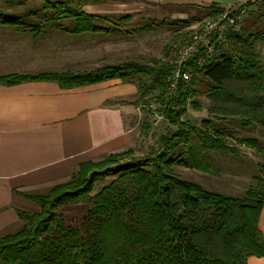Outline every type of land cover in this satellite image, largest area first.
Returning a JSON list of instances; mask_svg holds the SVG:
<instances>
[{
    "label": "trees",
    "instance_id": "trees-1",
    "mask_svg": "<svg viewBox=\"0 0 264 264\" xmlns=\"http://www.w3.org/2000/svg\"><path fill=\"white\" fill-rule=\"evenodd\" d=\"M103 2L0 0V25L19 26L33 40L54 31L109 38L147 35L154 28L153 23L135 22L130 13L91 14L85 9ZM252 6L249 17L211 58L199 64L201 52L185 64L182 73L190 72L191 80L181 77L175 89L170 79L175 68L162 60L187 34L176 35L158 60L125 58L86 71L0 78V85L48 81L64 90L119 79L137 88L133 100L119 102L147 114L141 135L148 137L156 117L168 124L149 155L123 163L111 155L101 163L81 164L70 181L46 193L16 192L34 207L16 209L20 228L0 236V264H246L251 257H264L259 227L264 177L254 176L242 195L232 196L184 180L175 172L181 167L218 176V154L240 155L228 142L234 128L264 130V66L258 51L264 43V0L238 9ZM191 7L198 15L162 24L187 27L199 22V15L210 20L224 11ZM201 97L209 101L208 116L196 125L186 117L189 105L201 111ZM238 144L264 158L261 140L241 138ZM260 166L264 168V163ZM105 177L113 179L95 193L96 184ZM83 204L89 205L86 215L68 224L61 209Z\"/></svg>",
    "mask_w": 264,
    "mask_h": 264
},
{
    "label": "crops",
    "instance_id": "crops-1",
    "mask_svg": "<svg viewBox=\"0 0 264 264\" xmlns=\"http://www.w3.org/2000/svg\"><path fill=\"white\" fill-rule=\"evenodd\" d=\"M178 2L236 9L254 0H104L85 9L120 14L143 10L148 3ZM19 28L0 25V78L86 71L121 60L108 37L54 31L33 40ZM136 95L135 85L119 79L68 90L48 81L0 85V231L18 223L17 208L34 207L16 192L48 187L71 176L80 164L136 143L132 120L139 108L119 102ZM259 227L264 235V206ZM246 264H264V257H251Z\"/></svg>",
    "mask_w": 264,
    "mask_h": 264
},
{
    "label": "rangeland",
    "instance_id": "rangeland-1",
    "mask_svg": "<svg viewBox=\"0 0 264 264\" xmlns=\"http://www.w3.org/2000/svg\"><path fill=\"white\" fill-rule=\"evenodd\" d=\"M38 3V2H36ZM31 6V3L28 4ZM22 7L19 11H23ZM254 7L238 9L237 12L243 13L242 18L245 20L249 17L250 11ZM130 14L134 15V21H143V24L153 23L154 28L147 35L141 36H112L109 37L110 41L116 45L113 47L112 52H120L122 55L120 59H141L142 61L158 60L165 53V48L171 42V40L178 35L180 38L184 34H189L195 29L200 28L207 19L203 15H199L200 21L192 23L187 27H179L177 25H163V22L170 23L176 19H189L192 16L198 15V11L192 8L187 3H171L167 5H155L153 3H148L143 10L134 11ZM264 27V24H263ZM126 26L124 29H128ZM129 31V30H128ZM186 35V36H187ZM87 36V35H85ZM84 37V36H83ZM177 37V38H178ZM172 43V42H171ZM171 45V44H170ZM169 45V46H170ZM258 51L260 53V58L264 66V43L258 45ZM85 67V66H83ZM65 72H44V73H55L61 74ZM42 74V73H40ZM130 101V100H129ZM202 109L201 111H195L191 105H189V112L186 118L191 119L196 125H201V121L207 118V108L209 101L206 97L200 98ZM155 106H152V109ZM136 109V107H135ZM139 111L136 110V115L133 117L132 125L135 128V138L136 143H133L130 148L113 153L104 157H99L95 160L87 161L88 163H101L105 159H108L111 155H117L118 161L123 163L127 162L133 157H142L153 153L157 147V138L168 128V124L161 117H156L153 119L151 131L147 138L141 135V127L143 124V119L147 116L141 108ZM241 138H253L264 142V130L257 127H250L247 129H242L240 127H235L231 138L228 139L229 144L236 146L239 149V156L233 157L226 154H218L219 157L216 160V166L221 168L220 175L209 176L199 171L185 169L181 167H175V172L182 179L187 181H193L202 184L209 190H215L222 192L227 195L239 196L244 193L252 184V178L256 175L264 177V168H261V162L264 163V158L249 146L238 144V140ZM143 140L141 141L139 140ZM145 140V141H144ZM128 151H133L131 154H125ZM84 162V163H87ZM221 163V164H220ZM83 164V163H82ZM81 165V164H80ZM116 165L115 163L110 164L111 167ZM106 167V166H105ZM105 167L100 168L104 170ZM79 168V167H78ZM78 170V169H77ZM75 170L71 176L67 178H62L56 183L49 185L48 187L38 188L36 192L46 193L51 187L67 183L72 179L73 174L76 173ZM113 178L105 177L104 181L96 184L95 193L99 192L105 185L110 183ZM89 209V205H77L69 206L61 209L64 214L65 219L68 224H75L79 219L86 215ZM20 228V223L14 224L7 229L0 231V236L16 232Z\"/></svg>",
    "mask_w": 264,
    "mask_h": 264
},
{
    "label": "built area",
    "instance_id": "built-area-1",
    "mask_svg": "<svg viewBox=\"0 0 264 264\" xmlns=\"http://www.w3.org/2000/svg\"><path fill=\"white\" fill-rule=\"evenodd\" d=\"M254 1L262 2L263 0ZM237 10L238 8L224 9L214 19L206 20L200 28L193 30L185 39L176 43L170 54L163 58L164 63L173 65L175 68L170 78L173 81V89L176 88V82L181 77L185 81L191 80L192 75L190 72L182 73V68L190 59L201 52L204 55L199 59V64L205 59L211 58L217 48L226 42L228 34L239 29L240 22L243 19L242 15L245 12L239 13Z\"/></svg>",
    "mask_w": 264,
    "mask_h": 264
}]
</instances>
